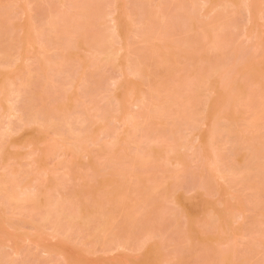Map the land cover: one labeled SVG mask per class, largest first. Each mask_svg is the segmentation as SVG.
Here are the masks:
<instances>
[{"label": "rangeland", "instance_id": "rangeland-1", "mask_svg": "<svg viewBox=\"0 0 264 264\" xmlns=\"http://www.w3.org/2000/svg\"><path fill=\"white\" fill-rule=\"evenodd\" d=\"M0 264H264V0H0Z\"/></svg>", "mask_w": 264, "mask_h": 264}, {"label": "bare ground", "instance_id": "bare-ground-1", "mask_svg": "<svg viewBox=\"0 0 264 264\" xmlns=\"http://www.w3.org/2000/svg\"><path fill=\"white\" fill-rule=\"evenodd\" d=\"M4 182H6V181H4ZM4 184V183H3ZM6 184H4V186H5ZM11 190V189H10ZM12 192V191H11ZM11 194V193H10ZM14 195V194H13ZM9 196H11L12 197V195H9Z\"/></svg>", "mask_w": 264, "mask_h": 264}]
</instances>
